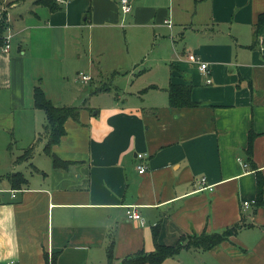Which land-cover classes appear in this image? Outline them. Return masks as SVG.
<instances>
[{
  "label": "crops",
  "instance_id": "obj_1",
  "mask_svg": "<svg viewBox=\"0 0 264 264\" xmlns=\"http://www.w3.org/2000/svg\"><path fill=\"white\" fill-rule=\"evenodd\" d=\"M36 1L0 0L10 37L8 52L0 45V165L10 168L0 171V264H47L46 255L106 264L111 243L119 264L155 251L156 226L171 246L236 225L219 246L163 264H264V206L255 204L256 173L264 175V0H129L128 13L121 0H66L55 12ZM121 29L139 36L132 49L117 41ZM171 84L190 85L199 105L172 108ZM38 86L55 106L80 108L51 150L68 169L46 153ZM17 173L28 183L14 190ZM203 177L212 190H200ZM130 207L143 222L128 220Z\"/></svg>",
  "mask_w": 264,
  "mask_h": 264
},
{
  "label": "trees",
  "instance_id": "obj_2",
  "mask_svg": "<svg viewBox=\"0 0 264 264\" xmlns=\"http://www.w3.org/2000/svg\"><path fill=\"white\" fill-rule=\"evenodd\" d=\"M36 4L48 7L52 12L59 10V4L56 0H37ZM264 25V14L259 17L257 28ZM8 30L7 16H0V45L3 47L5 43L6 32ZM169 103L174 109H186L197 107L199 103L192 100V87L190 85L171 84L168 89ZM34 104L37 109L42 110L46 115V124L44 126L45 133L48 134V145L46 153L51 157L53 166L58 169H68L71 162L61 160L54 155L51 150L54 145L60 143L62 137L66 134L65 122L73 118L78 120L80 108L77 107H58L55 106L47 97L42 87L38 86L34 90ZM253 137L250 132L247 148V161L253 165ZM28 154H33V148L27 150ZM22 161L19 158L17 162ZM257 198L255 204L257 207L264 206V175L257 172ZM28 180L26 177L17 173L11 176V185L14 190L22 189L26 186ZM240 230V226H234L222 233H202L201 235L182 236L175 245L166 246L159 242V227H154L153 240L155 251L147 253L141 251L133 256H128L121 260L119 264H163L167 259L174 258L184 250H211L220 244L228 241L235 236ZM118 259L114 253V243H111L107 250V263L118 264ZM57 255H53L50 259L46 255L47 264H57Z\"/></svg>",
  "mask_w": 264,
  "mask_h": 264
},
{
  "label": "built area",
  "instance_id": "obj_3",
  "mask_svg": "<svg viewBox=\"0 0 264 264\" xmlns=\"http://www.w3.org/2000/svg\"><path fill=\"white\" fill-rule=\"evenodd\" d=\"M58 4H65L66 3V0H56ZM121 4H122V9L124 12L128 13L131 11V5L129 3V0H121ZM166 24L171 28V22L169 21H166ZM3 51L5 52H8L9 49H10V37H5V43L2 47ZM189 61L193 64H198L199 65V68L201 70L202 73L206 74L209 76L210 74V69H209V64L204 62L200 56H198L197 54L195 53H192L189 55ZM78 80L80 82H83V83H88L90 80H91V76L89 75H86V74H80ZM207 82L210 84L212 81L211 79L208 77V80ZM145 156L143 154H139L138 155V158L139 159H143ZM246 166V165H245ZM138 171L140 174H144L146 173L147 171V167L145 164H140L138 166ZM198 184L200 185V190H212V186H208L207 185V180L206 178H202ZM1 193V191H0ZM13 193V197H15L17 191H12ZM250 206V202H245L244 203V207L245 208H248ZM127 218L129 221H137V222H143V218L141 216V214L138 212V210L135 208V207H130L128 208V211H127Z\"/></svg>",
  "mask_w": 264,
  "mask_h": 264
},
{
  "label": "rangeland",
  "instance_id": "obj_4",
  "mask_svg": "<svg viewBox=\"0 0 264 264\" xmlns=\"http://www.w3.org/2000/svg\"><path fill=\"white\" fill-rule=\"evenodd\" d=\"M119 34H121L122 36H120V38H117V41L118 42H120L121 40H122V43L124 44V46H126V47H128V48H130V49H132L133 47H132V45H135L136 44V41H137V39H138V35L137 36H126V33H125V31L123 30V29H121L120 31H119ZM185 40V39H184ZM190 43H191V45H192V43H193V41H192V39L190 40ZM149 52H147V56L146 57H148L149 56V54H148ZM109 86V85H108ZM45 133V132H44ZM46 134V137H48V134L47 133H45ZM32 148H33V146H32ZM29 150V149H28ZM19 158H22V160H28V159H30L31 158V154H28L27 153V150L22 154V156H20ZM42 159H46V157L45 156H43V157H41ZM38 159H40L39 157H38ZM47 160H51V159H48L47 158ZM5 161V160H4ZM7 169H9V170H7ZM0 171H2V174L3 175H6V173H8L9 171H10V168H9V162H5V163H3V164H1L0 165ZM204 178V177H203ZM202 179V178H201ZM208 185V184H207ZM209 186V185H208ZM6 193L5 192H3V195H5Z\"/></svg>",
  "mask_w": 264,
  "mask_h": 264
}]
</instances>
